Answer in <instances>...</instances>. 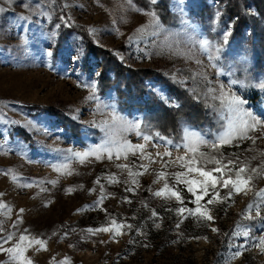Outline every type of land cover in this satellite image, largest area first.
Masks as SVG:
<instances>
[{
  "label": "rangeland",
  "instance_id": "rangeland-1",
  "mask_svg": "<svg viewBox=\"0 0 264 264\" xmlns=\"http://www.w3.org/2000/svg\"><path fill=\"white\" fill-rule=\"evenodd\" d=\"M259 2L263 6V9L260 8L263 14L260 15L258 32H255L243 25V17H228L225 14L228 9L225 1L184 0L182 16L176 8L177 0H169L175 25H166L160 19L161 35L138 36L139 42L130 45L128 38L146 24L148 17L133 10L125 11L129 7L127 0H56L54 5H47L45 11L48 15L42 17L36 15V5H44L45 0H13L11 4L0 0V6L6 9L0 13V193L4 194L0 200L12 208L5 228L11 229L20 215V209H24L20 230L28 229L33 236L48 241L47 251H29L28 255L35 264H55L65 257L70 258L71 264H224L223 257L234 249L227 248L229 237L223 234L230 233L241 220L240 213L253 198L251 192L247 196H236L227 214L224 206L215 208L213 215L216 220L212 226L220 229V234H216L192 218L184 220L177 229L179 217L166 210L177 207L176 202L165 203L154 198L149 191V188L155 191L162 186V183H153L154 172L139 177L140 186L135 192L125 191L126 187L135 186L124 183L128 179L127 173H121L116 164L138 163L136 157L119 161L93 159L85 164L72 161V175L57 173L50 167L54 163L68 162L65 160L67 149L83 151L100 143L104 133L90 124L106 120V113L113 105L128 119L143 121L142 113L136 109L130 111L122 105L113 88L100 90L99 82L104 69L101 62L91 57L85 60L79 40L83 38L74 34L75 31L66 32L68 25L85 29L93 43L112 51L126 67L154 69L182 89L203 97L209 81L211 86H216L220 81L227 84L231 79L245 84L264 79V65L261 61L257 63L261 51H254L251 47L253 38V42L264 45V0ZM132 4L148 10L134 0ZM244 9L256 18L260 14L253 4L246 5ZM218 11L219 16L216 15ZM21 15L28 16V21H20L18 18ZM61 17L68 21V25ZM187 23L191 27H186ZM229 27L231 36L228 43L223 45L219 54L212 52L218 55V59L210 61L209 53L204 52L196 41L207 38L214 45L219 44L222 34ZM116 28L123 35H118ZM207 28L212 38L207 35ZM165 31L167 36L163 34ZM233 33L236 34L232 36ZM49 45L56 53L53 57L45 55ZM69 51L80 53V59L69 62ZM197 60L201 63L198 64ZM212 63L216 67H212ZM219 72L224 75H219ZM201 74H206L207 79ZM82 81L98 82L97 100L87 99L89 90L78 86ZM148 85V89L152 90L153 84ZM234 90L248 101L247 107L264 116V91L239 85L234 86ZM174 102L178 103V100L174 98ZM41 111L42 114H37ZM211 113L215 127L192 123H184L183 126L202 133H214L219 123L215 114ZM128 139L133 143L142 142L132 133L128 134ZM250 144V141H245L239 147L226 146L223 151L225 155L240 153L241 158L251 156L253 153L246 151ZM241 147L246 148L228 150ZM257 147L264 149V140L258 141ZM158 150L163 152L165 149L162 146ZM148 151L155 154L157 149L149 144ZM180 154L182 152L174 151V155ZM256 163L258 161H253V164ZM160 167L159 163L151 165L153 170ZM8 169L14 170L21 182L44 183L32 188L19 187L10 176L3 174ZM110 174H116L121 182L109 184L104 177ZM98 177L100 184H96ZM50 180L59 182L55 185L47 183ZM255 183L257 188H264V179ZM100 185L104 186L107 196L102 206L78 211L94 205L101 194ZM41 187L47 190L40 191ZM69 188L73 189L71 193L66 191ZM143 204L148 207H143ZM150 209L156 210L158 219H149ZM109 217L135 225L144 235H136L134 228L131 232L125 230L124 235L113 240L111 233L92 236L85 231L105 225ZM155 223L161 226L156 228ZM243 223L249 222L245 220ZM186 227L198 234L186 237L183 233ZM65 233L68 234L66 238ZM205 236L207 240L193 239ZM5 259L6 256L0 254V261ZM232 264H264V254L258 249H251Z\"/></svg>",
  "mask_w": 264,
  "mask_h": 264
},
{
  "label": "snow or ice",
  "instance_id": "snow-or-ice-1",
  "mask_svg": "<svg viewBox=\"0 0 264 264\" xmlns=\"http://www.w3.org/2000/svg\"><path fill=\"white\" fill-rule=\"evenodd\" d=\"M5 2L11 4L13 0H5ZM55 2L56 0H45L44 5L37 3L36 15L41 17L48 15L45 8L48 4L54 5ZM149 2L151 5H156L158 0H149ZM127 4L129 7L125 11L133 10L148 17L146 24L137 28L136 33L128 38L130 45L139 42L137 40L138 36L143 37L147 34L153 36L161 35L162 25L154 8L148 10L137 8L132 4V0H127ZM176 8L183 16L184 0H177ZM5 11L6 9L0 6V13ZM219 14L218 11L216 15L219 16ZM18 19L27 22L29 17L21 15ZM61 19L68 25L67 20H64L63 17ZM122 22H126V20H122ZM185 26L191 27L190 23ZM56 27L58 28L59 25H56ZM90 31L94 32L95 30L90 29ZM115 31L118 35H123L119 28H116ZM193 31L195 30L193 29ZM163 34L165 36L168 35L166 31ZM230 36L231 29L229 27L222 34V41L219 44L214 45L207 38H202L196 43L199 44L204 52L209 53L208 58L210 61H215L218 59V55H213L212 52L219 54L223 45L228 43ZM45 55L48 57L56 55L51 45L45 51ZM117 55L119 54L117 53ZM80 57V53L73 54L69 51V62L77 61ZM120 58L123 59L122 56ZM196 62L198 64L201 63L199 60ZM211 66L216 67V64L212 63ZM218 74L224 75L223 72ZM96 75H99V73H96ZM201 75H204V78L207 79L206 74ZM97 84V81H82L78 86L87 88L90 92L87 99L94 101L97 100ZM208 84L209 86L204 96L194 95V99L202 101L215 114L219 128L214 133H202L185 125L181 129L179 141L162 136L159 132L149 134L143 130V121L141 119L134 118L130 120L121 115L113 105L106 113V120L90 124L91 127L100 128L104 133L100 143L92 145L83 151L67 149L65 150V160L68 162L54 163L50 167L57 173L72 175L74 172L72 161L85 164L93 159L96 161L105 159L119 161L121 159L128 160L129 157H136L139 161L138 163L116 164L121 173H127L128 179L124 183L135 186L126 187L125 191L135 192L140 186L139 177L154 172L155 180L153 183H162V186L155 191L149 188V191L154 198H159L165 203L176 202L177 207L166 209L179 217L176 228L179 229L184 220L192 218L196 223L202 224L216 234H220V229L212 226L216 220L213 215L215 208L222 205L224 206L225 214H227V209L235 203L236 196H247L251 192L253 198L245 210L240 213L241 220L237 221L230 233L223 234L229 237L227 248L234 249L229 255L223 257V261L224 264H232L235 259L251 249H258L261 254H264V215H262V212H264V188H257L255 183L257 180L264 179V149L257 147V142L264 140V116L256 114L247 107L248 101L234 90V86L239 85L240 87L251 86L264 91V79H258L254 84H245L236 79H231L227 84L220 81L216 86H211L210 81ZM161 99L172 107H180L178 103L163 96ZM129 133L134 134L142 142L133 143L128 139ZM154 140L156 142L152 143ZM245 141L251 142L250 147L246 150L253 153L251 156L241 158L240 153L225 155L223 149L226 146L239 147ZM149 144H152V147L157 149L155 154L148 151ZM162 146L165 150L160 152L158 149ZM174 151L182 152V154L174 155ZM144 161H147V163ZM253 161H258V163L253 164ZM157 163L161 165L160 169H151V165ZM169 169L176 170L170 171ZM3 174L10 176L11 180L22 188H32L44 183V181L21 182L19 175L12 169L4 170ZM104 179L109 184L121 182L116 174L105 176ZM58 182V180L47 181V183L53 185ZM96 184H100L99 177L96 180ZM46 190L43 187L40 188V191ZM100 190L101 194L94 205L85 206V209H79L78 211L101 207L107 196L103 185H100ZM66 191L71 193L73 189L69 188ZM90 191L94 192L95 189ZM3 195V193H0V197ZM125 200L131 203L127 198ZM188 204L193 206L189 207ZM143 207H148V205L143 204ZM23 212L24 209H20V215L12 223L11 229L5 228L6 220L11 218L12 208L0 200V217H4V219H0V254L6 256V259L0 261V264H35L32 257L28 255L29 251H47L48 241L46 239L33 236L28 229L20 230L19 226L23 223ZM150 212L151 216L149 219L155 220L159 218V214L155 209H150ZM245 220L249 223H243ZM154 226L159 228L161 225L155 223ZM134 228L136 226L133 224L124 221L118 222L116 218L109 217L105 225L98 228H88L85 231L92 236L99 233H111L112 239L116 240L125 234V230L131 232ZM257 232L259 233L258 235L256 234ZM53 235H56V233H53ZM67 235L65 233L64 238ZM136 235H144V233L139 228H136ZM241 238H243L241 243H235ZM193 239L207 240L208 237H193ZM132 243H135V241H132ZM144 246L147 247L148 245ZM53 261L55 262V258H53ZM55 264H71V261L70 258L65 257L64 260L55 262Z\"/></svg>",
  "mask_w": 264,
  "mask_h": 264
},
{
  "label": "trees",
  "instance_id": "trees-1",
  "mask_svg": "<svg viewBox=\"0 0 264 264\" xmlns=\"http://www.w3.org/2000/svg\"><path fill=\"white\" fill-rule=\"evenodd\" d=\"M134 1L142 7L148 9L154 8L162 22L166 25H175L174 15H172L169 10V0H158L156 5H151L149 0ZM221 1H225V5L228 7V9L224 11L225 14H228V17H234L236 15L243 17V25L249 26L253 28L255 32H258L257 30L261 25L260 15L263 14L260 11V8L263 9V6H261L259 0ZM248 4H253L254 8L259 11V18L245 11L244 8ZM76 28V26L71 25L67 28L66 33L75 31L74 34L77 33L83 38H79V40L80 46L83 47L82 54L85 57L84 59L87 60L89 57L95 58L101 62L104 68L99 82L100 90L107 91L113 88L116 95L122 101L123 106H126L130 111L136 109L142 113L143 130L146 133L152 134L159 132L162 136L179 141L184 123H192L202 127L207 125L215 127L210 109L207 108L202 101L194 99L193 93H189L186 89H182L168 76L154 69L126 67L112 51L93 43L89 39L85 29ZM235 34L236 33H233L232 36ZM207 35L211 38L213 37L209 28H207ZM253 39L251 41V47L254 51H261L258 55L260 58H257V63L260 64L261 61L264 65V45L263 43L253 42ZM70 41L72 42L73 40L70 39ZM149 83L154 86L152 90L148 89ZM162 96L171 101H174V98H176L180 107L175 108L166 104L164 100L161 99ZM37 114H42V111ZM244 148L246 147L238 149L228 148V150L235 151ZM183 233L186 237L198 234L197 231H193L190 227H186Z\"/></svg>",
  "mask_w": 264,
  "mask_h": 264
}]
</instances>
